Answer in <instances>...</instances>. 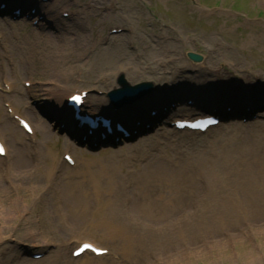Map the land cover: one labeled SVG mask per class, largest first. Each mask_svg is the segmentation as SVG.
Segmentation results:
<instances>
[{
  "label": "rangeland",
  "instance_id": "374dc122",
  "mask_svg": "<svg viewBox=\"0 0 264 264\" xmlns=\"http://www.w3.org/2000/svg\"><path fill=\"white\" fill-rule=\"evenodd\" d=\"M45 7L58 9L59 20L36 27L41 12L35 20L0 19V82L15 86L0 92V134L9 154L0 158V191L7 194L0 206L12 209L7 222L0 214V264H159L151 252L154 234L133 223L160 227L138 210L163 203L171 188L179 191L182 210L208 223L207 236L198 238L202 252L182 264H264V120L228 126L251 132H216L195 141L169 132L164 120L127 141L78 146L43 108L44 95L87 91L90 112L107 113V93L120 74L132 85L154 83L168 101L204 100L216 90L224 94L226 84L242 88V80L262 96L264 0H58ZM40 9L46 17L47 9ZM188 52L204 61L193 64ZM8 106L32 123L35 138L7 119ZM173 113L168 122L196 114L179 106ZM220 218L227 222L215 221ZM105 221L123 222L128 237L141 234V248L130 252L128 239L97 226ZM85 242L109 254L72 258ZM46 249L41 259L28 257Z\"/></svg>",
  "mask_w": 264,
  "mask_h": 264
},
{
  "label": "bare ground",
  "instance_id": "6f19581e",
  "mask_svg": "<svg viewBox=\"0 0 264 264\" xmlns=\"http://www.w3.org/2000/svg\"><path fill=\"white\" fill-rule=\"evenodd\" d=\"M55 1L58 0H52L51 2L54 3ZM49 14H50L48 18L49 21L56 19V11L50 9ZM50 39H52V37H49V40ZM56 95H52L51 97H54L57 103L59 104L66 103L67 98L65 99V97H62L61 95L58 94ZM158 97L159 94L155 93L143 98L142 100L139 99L138 101L135 102L136 104L135 107L136 109H141L142 107L145 108L152 103L150 101L155 100ZM136 109L135 112L137 111ZM8 118L9 117H7V119ZM235 125H238V123L232 126ZM223 128H224L223 130H220L218 132H223L228 134H240V133L251 132L249 131V129L240 132H233L229 129V127L224 126ZM35 134L36 133L34 131V135ZM182 134L186 137L185 141H195V139L192 136H197L189 132ZM2 138H3L2 135H0V141L3 140ZM167 138H170V136H168ZM67 144L71 145V142L70 143L67 142ZM7 156H9L8 152H7ZM217 170L218 169L214 167L212 171H217ZM162 171L163 170L157 171L159 176L162 175ZM152 184H155V182H153ZM178 187L181 190V186ZM140 191H143V188ZM178 192L179 191L171 188L169 194L166 195L167 199L162 200L163 203H159L155 206L148 205V208L145 207L143 209L138 210L140 213L146 215V220L151 219L155 221V223H159L160 227L153 228L151 225L148 227L147 225H145V223H143L141 219H137L133 223L137 227H140L141 225L142 228L146 229L145 232L154 234L155 238L152 235L153 240L157 243L155 248L152 249L151 252L154 253L155 256H159L162 259V260H157L159 264H169L174 262H177L176 264H182L186 259L192 260L193 257L196 255L197 251L202 252L200 249L201 247L199 246L200 244L202 245V243L198 241V238H203L207 236V232L205 231V229L208 227L207 221L204 218L203 219L198 218L199 214L197 215L194 214L192 211L182 210L184 209L182 205L183 200L179 196ZM6 195L7 194L5 192L0 191V203L6 201L5 200V198L7 197ZM12 204L13 203H10L11 206ZM0 208L2 209L0 210V214L2 213L3 219L6 220V222L9 220V218L12 219L11 208H5L3 206H0ZM180 211L182 212V214L179 213ZM215 221H217L220 224L222 223L225 224L227 222V220L223 218H220L219 220H215ZM204 225H206V227H204ZM97 226L103 230L108 231V235L112 238L124 237L126 240L128 239L127 249L130 252L133 251L136 252L137 248H141V241H142V238L140 237L141 234H135V236L128 237L127 228L126 225L123 224V222L121 223L118 221H105V222H99ZM145 226H147V228ZM211 233L212 232H210L209 234ZM210 237L211 235H209L207 239L211 240ZM213 238L214 237H212V239ZM212 244H214V240L211 242V245ZM223 245L224 243L220 247H223ZM145 251L147 252V250ZM165 251L170 255L168 256L167 254H165Z\"/></svg>",
  "mask_w": 264,
  "mask_h": 264
},
{
  "label": "water",
  "instance_id": "95a60500",
  "mask_svg": "<svg viewBox=\"0 0 264 264\" xmlns=\"http://www.w3.org/2000/svg\"><path fill=\"white\" fill-rule=\"evenodd\" d=\"M188 58L196 64L203 61V57L201 55H197L194 53H188ZM118 84L121 88L109 93L111 103L115 107H121L124 104L131 105L143 95L149 94L154 88L152 83H143L140 85L131 86L125 80L123 75L118 79Z\"/></svg>",
  "mask_w": 264,
  "mask_h": 264
}]
</instances>
